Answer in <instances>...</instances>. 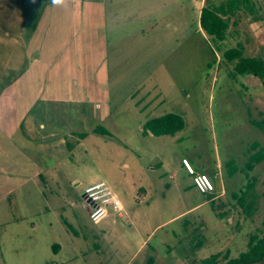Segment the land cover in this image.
Wrapping results in <instances>:
<instances>
[{
  "label": "rangeland",
  "instance_id": "obj_1",
  "mask_svg": "<svg viewBox=\"0 0 264 264\" xmlns=\"http://www.w3.org/2000/svg\"><path fill=\"white\" fill-rule=\"evenodd\" d=\"M89 1L0 0V99L8 95L0 113L7 114L17 80L21 104L35 100L13 138L38 168L28 177L7 165L11 154L0 136V264L237 257L264 221V159L246 168L264 152L256 124L264 118V73H237L238 58L230 61L225 52L239 49L264 61V0H243L222 15V41L202 30L200 12L222 4L227 10L232 0H116L107 6L105 29L98 28L106 35L101 85H55L52 71L34 64L35 50L52 52L86 25L95 29L82 15ZM167 113L180 115L184 128L174 136L151 134L147 121ZM6 122L0 119V129ZM98 126L110 135L95 133ZM183 156L211 173L212 198L176 169ZM98 182L117 194L124 217L109 210L99 223L90 219L83 193ZM240 197L253 200L249 213Z\"/></svg>",
  "mask_w": 264,
  "mask_h": 264
},
{
  "label": "crops",
  "instance_id": "obj_2",
  "mask_svg": "<svg viewBox=\"0 0 264 264\" xmlns=\"http://www.w3.org/2000/svg\"><path fill=\"white\" fill-rule=\"evenodd\" d=\"M144 4H147V0H143ZM150 4H151V0ZM118 3L116 0H92L91 2L84 3V9L82 15L87 21H90L93 25H96L95 29H87L86 26L84 27L83 31H78L76 34L72 35L69 39L61 40L57 46L53 49L52 52L45 51V47L39 46L36 48L35 51L38 53L37 59H35L34 64L39 68H46L48 71H52L50 74L51 78L55 80V85H66V86H89L94 83L101 85V82L98 80H104V72L99 68L100 65V54L106 47L105 42V31L103 32L98 29L99 27L103 26L106 19V14L108 11L107 6H114ZM96 16L99 18L96 20ZM131 18V15H129ZM95 20L98 22H95ZM88 27V26H87ZM96 29L98 31H96ZM86 38V40H84ZM88 39V40H87ZM97 55L95 59L91 57V55ZM88 55V57H87ZM90 55V56H89ZM94 62L91 63L90 62ZM91 65V66H90ZM41 70V69H40ZM102 73L103 77L98 78V72ZM28 74V73H27ZM17 80L10 84L9 91H13V96L11 95V101L8 103L7 107V114L0 113V119H6V125L1 124L0 135L4 142L9 143L10 147L14 150V155L6 157V164L7 165H15L24 172L23 174L27 175L28 177H34L35 169L37 165L30 160L23 152L19 151L15 145V138H13L15 130L21 126L27 114L30 113L31 109L34 107V100L30 103L26 104L25 106L22 105V97L14 91V87L17 86ZM4 96V97H3ZM0 99V111H1V104L6 102L4 99L6 94H3ZM65 99V98H64ZM50 100H61V98L53 99L51 97ZM68 99L62 100L66 101ZM48 101V100H47ZM31 104V105H30ZM30 105V106H29ZM29 106V107H28ZM9 123V124H8ZM12 124V131L11 128L8 127ZM7 130H6V129ZM8 153V152H7ZM182 158H188L191 162L192 166L197 172H204L211 175L210 172L205 171L199 168L192 157L183 156ZM181 158V159H182ZM181 160L178 161L177 165L175 166L176 169L184 170L182 167ZM22 167V169H21ZM219 167V166H218ZM21 172V171H19ZM178 173L173 171L171 178L177 176ZM213 196V195H212ZM211 196V198H212ZM209 197V195H208ZM126 212H124V215ZM123 215V217H124ZM145 243V240L140 243V247H142Z\"/></svg>",
  "mask_w": 264,
  "mask_h": 264
},
{
  "label": "trees",
  "instance_id": "obj_3",
  "mask_svg": "<svg viewBox=\"0 0 264 264\" xmlns=\"http://www.w3.org/2000/svg\"><path fill=\"white\" fill-rule=\"evenodd\" d=\"M242 1L243 0H232L231 4L227 3V10L224 8V4L214 9L203 6L199 19V24L202 30L209 36L215 37L219 41L224 40L225 31L228 25L227 22L222 18V15H226L227 12L234 11L235 8H237V5L242 3ZM225 57L230 61L238 58V62L235 65V70L237 73L253 74L258 78L263 77L264 61L262 59L242 57V52L239 49H231L226 51ZM256 124L264 131V118ZM184 126V119L180 115L173 113H167L162 116L152 118L146 123L147 129L155 136H174L176 133L181 131ZM95 133L110 135V132L102 126H98L95 129ZM79 136L80 139H83L86 135L85 133H82ZM4 144L8 149L3 146L2 150H6L11 154V156H13V148L10 147L9 143L4 142ZM263 159L264 152H256L250 157L249 162L246 164V168L251 170L254 164L260 163ZM251 186L252 184H249L247 186V190H249ZM234 197H237L236 194ZM237 199L239 205L243 207L247 213H249L252 205L254 204L253 200H251L248 204H245L241 197ZM220 255V253L211 255L207 259L203 260L201 264H254L256 262L264 261V221L262 223V227L257 230V233L250 236L246 251L241 252L237 257H229L227 253L222 257Z\"/></svg>",
  "mask_w": 264,
  "mask_h": 264
},
{
  "label": "built area",
  "instance_id": "obj_4",
  "mask_svg": "<svg viewBox=\"0 0 264 264\" xmlns=\"http://www.w3.org/2000/svg\"><path fill=\"white\" fill-rule=\"evenodd\" d=\"M186 173L192 177V182L196 190L202 194L212 196L215 192V185L211 175L204 172H197L188 158L180 161ZM84 200L90 205V219L95 222L94 216L102 219L109 210L118 217H123V204L109 186L104 182H98L86 187L83 193ZM99 219V220H100Z\"/></svg>",
  "mask_w": 264,
  "mask_h": 264
},
{
  "label": "clouds",
  "instance_id": "obj_5",
  "mask_svg": "<svg viewBox=\"0 0 264 264\" xmlns=\"http://www.w3.org/2000/svg\"><path fill=\"white\" fill-rule=\"evenodd\" d=\"M52 2L55 4V3H60L61 2V0H52ZM94 219H95V221L97 222V223H99V219H100V217H98V216H94Z\"/></svg>",
  "mask_w": 264,
  "mask_h": 264
},
{
  "label": "water",
  "instance_id": "obj_6",
  "mask_svg": "<svg viewBox=\"0 0 264 264\" xmlns=\"http://www.w3.org/2000/svg\"><path fill=\"white\" fill-rule=\"evenodd\" d=\"M209 198H211V196H209Z\"/></svg>",
  "mask_w": 264,
  "mask_h": 264
}]
</instances>
